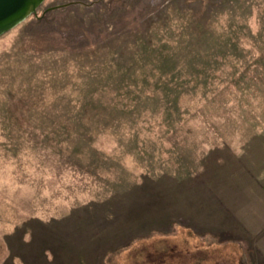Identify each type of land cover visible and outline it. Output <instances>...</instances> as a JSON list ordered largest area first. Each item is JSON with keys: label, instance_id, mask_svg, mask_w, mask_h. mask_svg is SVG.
Here are the masks:
<instances>
[{"label": "rangeland", "instance_id": "1", "mask_svg": "<svg viewBox=\"0 0 264 264\" xmlns=\"http://www.w3.org/2000/svg\"><path fill=\"white\" fill-rule=\"evenodd\" d=\"M258 131L264 0H44L0 34V264H189L234 231L204 158Z\"/></svg>", "mask_w": 264, "mask_h": 264}, {"label": "crops", "instance_id": "2", "mask_svg": "<svg viewBox=\"0 0 264 264\" xmlns=\"http://www.w3.org/2000/svg\"><path fill=\"white\" fill-rule=\"evenodd\" d=\"M256 134L233 147L218 145L204 158L201 178L213 191L207 198L216 210L202 208L201 213L227 214L234 231L223 241L219 232L206 228L204 233L214 232L217 239L211 235L206 237L210 241L191 249L187 243L195 239V229L188 226L183 232L189 239H182L181 246L186 258L195 257L189 264H264V131ZM151 242L154 252H167L162 237ZM172 251L169 246L170 262H175Z\"/></svg>", "mask_w": 264, "mask_h": 264}, {"label": "water", "instance_id": "3", "mask_svg": "<svg viewBox=\"0 0 264 264\" xmlns=\"http://www.w3.org/2000/svg\"><path fill=\"white\" fill-rule=\"evenodd\" d=\"M44 0H0V34L13 28L36 12Z\"/></svg>", "mask_w": 264, "mask_h": 264}, {"label": "trees", "instance_id": "4", "mask_svg": "<svg viewBox=\"0 0 264 264\" xmlns=\"http://www.w3.org/2000/svg\"><path fill=\"white\" fill-rule=\"evenodd\" d=\"M153 238H156V237H153ZM153 238H152V239H153ZM152 239H150V242H151ZM132 246H133V245H132ZM111 256H112V255H111ZM142 262H143V261H142Z\"/></svg>", "mask_w": 264, "mask_h": 264}]
</instances>
